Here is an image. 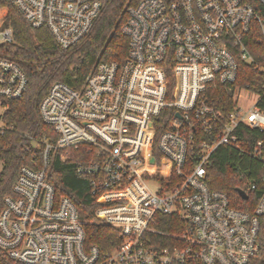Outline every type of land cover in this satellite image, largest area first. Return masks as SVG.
Here are the masks:
<instances>
[{
    "label": "built area",
    "instance_id": "2783aa9c",
    "mask_svg": "<svg viewBox=\"0 0 264 264\" xmlns=\"http://www.w3.org/2000/svg\"><path fill=\"white\" fill-rule=\"evenodd\" d=\"M9 1L32 27L46 28L62 49L87 35L102 3ZM252 23L264 43V0H140L128 8L122 28L128 39L124 61L98 62L80 89L51 85L39 113L56 140L31 144L41 150L42 164L20 168L0 212V249L14 264H251L261 259L264 173L252 213L231 207L227 196L205 181L212 153L235 146L238 127L264 132L258 99L249 108L240 105L255 94L235 85L237 60L254 63L242 43ZM11 35L5 29L0 40L9 42ZM214 85L232 93L231 111L209 102L206 94ZM26 87L22 69L0 58V120L7 103L21 100ZM261 146L258 142L253 154L264 170ZM82 147L88 159L76 171L90 179L97 196L96 221L121 237L104 256L85 247L75 205L56 198L48 180L54 155L64 160V152ZM256 189L255 183L247 185L248 192ZM157 215L176 217L181 233L156 229Z\"/></svg>",
    "mask_w": 264,
    "mask_h": 264
},
{
    "label": "trees",
    "instance_id": "16d2710c",
    "mask_svg": "<svg viewBox=\"0 0 264 264\" xmlns=\"http://www.w3.org/2000/svg\"><path fill=\"white\" fill-rule=\"evenodd\" d=\"M139 1L102 0L100 13L87 35L72 47L62 49L46 28L32 27L9 0H0V8L7 11L0 31L10 29L12 33L11 41L0 43V58L16 63L27 78L23 98L8 102L1 116L4 128L0 129V212L4 198L12 194L20 168H36L42 164L41 150H33L31 144L41 143L45 139L56 140L53 129L42 121L39 113L40 103L51 85L60 82L80 89L98 62L124 61L128 39L122 28L128 8ZM255 7L261 15V8L257 4ZM2 15L3 12L0 18ZM242 43L254 63L237 60L235 85L258 96L256 108L264 112V73L259 69L264 67V43L260 41L256 23L251 24L242 37ZM206 96L219 111H231L235 106L232 93L226 92L220 85L210 87ZM161 131L158 128L157 135ZM234 135L235 146H219L212 153L205 181L210 190L224 193L231 207L252 213L260 199V177L264 173L253 152L258 142H262L260 150L264 152V132L240 126ZM201 136L206 138L205 135ZM64 153V160L60 159L59 154L52 157L48 180L56 198H69L75 205L83 222L85 247H96L100 255H108L121 243V237L117 230L97 223V196L91 191L90 179L77 174V168L88 159L87 151L82 147ZM249 183L257 185L256 191H247ZM239 190L246 193L247 199L239 196ZM182 226L176 217L164 215H157L154 225L156 229L171 234L181 233ZM260 255L261 259L251 264H264V236L261 238ZM0 264H14L2 249Z\"/></svg>",
    "mask_w": 264,
    "mask_h": 264
},
{
    "label": "rangeland",
    "instance_id": "374dc122",
    "mask_svg": "<svg viewBox=\"0 0 264 264\" xmlns=\"http://www.w3.org/2000/svg\"><path fill=\"white\" fill-rule=\"evenodd\" d=\"M1 12H3V15L1 16V18H0V27H1V25H2V22H3V20H4V18H5V16L7 15V11L5 10V9H1L0 8V13ZM1 32V31H0ZM0 43H3L2 42V40H0ZM246 96H248V102H244L243 101V104H240L242 107H245V108H249V107H251L252 105H253V103L254 102H256L257 101V97L255 96V95H246ZM1 128H4V124H3V122L0 120V129ZM1 169H2V166H1V163H0V171H1Z\"/></svg>",
    "mask_w": 264,
    "mask_h": 264
},
{
    "label": "water",
    "instance_id": "95a60500",
    "mask_svg": "<svg viewBox=\"0 0 264 264\" xmlns=\"http://www.w3.org/2000/svg\"><path fill=\"white\" fill-rule=\"evenodd\" d=\"M238 194H239V196H240L242 199H247V195H246V193L243 192L242 190H239V191H238Z\"/></svg>",
    "mask_w": 264,
    "mask_h": 264
}]
</instances>
